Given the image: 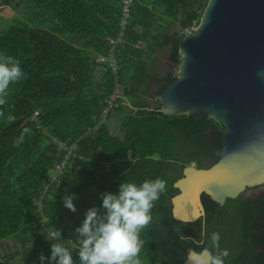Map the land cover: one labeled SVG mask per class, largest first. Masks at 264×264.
<instances>
[{
    "label": "trees",
    "instance_id": "16d2710c",
    "mask_svg": "<svg viewBox=\"0 0 264 264\" xmlns=\"http://www.w3.org/2000/svg\"><path fill=\"white\" fill-rule=\"evenodd\" d=\"M123 1L0 0L2 20L23 2L32 4L37 15L27 20L29 25L19 23L0 34V54L18 59L27 74L0 105V242L15 238L23 247L34 246L48 264L52 242L43 231L57 227L58 203L65 195H87L100 208L101 194L117 193L122 182L140 185L160 178L167 191L140 233L141 259L147 264H184L189 249L201 253L210 246L212 233H219V248L229 252L225 264H264L256 251L263 240L255 235L264 219V195L257 202L241 196L225 206L203 195L205 218L195 223L173 218L171 199L179 194L174 185L192 163L207 170L220 161L217 153L224 149L227 130L215 119L189 122L186 116L163 115L159 104L153 107L152 87L162 84L160 98L178 77L172 73L158 80L149 60L171 46V62L180 65L179 41L170 30L177 24L184 30L198 26L209 0H136L125 33L120 26ZM100 56L117 61L130 103L117 110L130 111L122 123L123 138L111 136L106 125L96 130L112 89L108 64L100 63ZM98 68L104 69L100 89ZM36 112L43 130L33 121ZM214 129L221 134L212 138L208 133ZM21 136L20 145L13 147ZM51 138L77 146L54 184L50 179L66 153ZM62 237L66 243L76 238ZM196 239L202 243H193ZM17 257L21 253L3 257L0 252V263Z\"/></svg>",
    "mask_w": 264,
    "mask_h": 264
},
{
    "label": "water",
    "instance_id": "95a60500",
    "mask_svg": "<svg viewBox=\"0 0 264 264\" xmlns=\"http://www.w3.org/2000/svg\"><path fill=\"white\" fill-rule=\"evenodd\" d=\"M171 33L180 71L157 101L160 112L215 119L227 130L220 161L207 170L192 163L174 185V220L195 223L206 216L203 195L225 206L264 186V0H209L198 26L177 24ZM198 254L207 264L208 254Z\"/></svg>",
    "mask_w": 264,
    "mask_h": 264
},
{
    "label": "clouds",
    "instance_id": "9594fccd",
    "mask_svg": "<svg viewBox=\"0 0 264 264\" xmlns=\"http://www.w3.org/2000/svg\"><path fill=\"white\" fill-rule=\"evenodd\" d=\"M26 79L27 74L18 59L0 54V105L6 103L10 87ZM22 139L21 136L15 140L13 147H18ZM166 191V181L156 178L140 185L122 182L117 193L101 194V207L86 211L81 226L75 229V242L68 239L65 243L61 231L55 228L44 232L46 241L52 242L48 264H76L73 251L77 252L79 264H141L143 241L140 233L152 222V209ZM74 199V194L63 197L64 206L73 213L77 211ZM181 239L191 238L182 236ZM219 239V233H212L210 246L203 250L208 254L207 264H225V258L229 256L226 249L219 248ZM193 243L199 245L202 241L196 239ZM211 249L216 250L215 254ZM200 255L189 249L188 261L205 264ZM39 258L44 264L45 257Z\"/></svg>",
    "mask_w": 264,
    "mask_h": 264
},
{
    "label": "rangeland",
    "instance_id": "374dc122",
    "mask_svg": "<svg viewBox=\"0 0 264 264\" xmlns=\"http://www.w3.org/2000/svg\"><path fill=\"white\" fill-rule=\"evenodd\" d=\"M33 12H35V9L32 6V4H28L26 2L21 3V7L14 8L11 11V13H12L11 14L12 17L10 16L11 18L9 17L8 19H5V20L0 19V34L4 35L11 28L16 27L17 24H19V23L20 24L24 23V24L29 25V21H27V20L30 18V20L33 21L37 17V15ZM34 25H36V27L41 28V29H48V28H46V26H43V25H42L43 27L39 26V24H34ZM193 27H195V26H193ZM171 30H170V33H171ZM169 53L171 55L170 50H168V53L166 54L168 57H169ZM167 60L168 59H166L165 61H167ZM159 62L160 61H158L157 63H159ZM171 65H172V68L174 67L173 73L175 75H177L180 71L178 68L179 65H176L175 63H172V62H171ZM166 70L167 69L165 66L163 71L165 72ZM96 73H98V72H96ZM177 77H178V75H177ZM156 78H158V77H156ZM161 86L162 85L159 84V85H154L152 87V90H151L150 95H149V99H150L149 101H150L151 105L156 104V102L158 101L159 98H157V97H158L159 89L161 88ZM116 113H118V112L117 111L113 112L111 114V116L113 114H116ZM128 114H129V111H124V113L122 112V113L116 114L113 117L119 124V123H122V122H120V120L124 119L125 116ZM119 131L120 132L114 134V135H116L115 137L116 138H123L124 135L122 132V127H120ZM259 190H264V188H261ZM257 192H258V190L256 188L250 189V190H247L242 195V197L244 199H249L254 193L256 194ZM74 204L77 208V211L75 213L68 210L64 206L63 202L58 203L59 216H58V224H57V227L55 229L60 230L62 234L65 233V234L72 235V236L76 237L75 229L77 228L78 221L81 218L85 217V213L89 208H92V207L98 208V202L96 200L88 197L87 195H80V196H77L76 199H74ZM44 232H47V230H44L43 234H44ZM0 243H1L0 244V252H1L3 257H10V256H13V254H15V253H21V257H17L12 261H9V262L3 263V264H39L40 258L38 256L37 251H36L34 246L29 245L27 247H23L15 238H10V239H7V240L2 241ZM143 256H144V253L141 251V253H140L141 264H147L143 259H141V258H143ZM73 259L76 262V264H79V261L76 260V251H73Z\"/></svg>",
    "mask_w": 264,
    "mask_h": 264
},
{
    "label": "built area",
    "instance_id": "2783aa9c",
    "mask_svg": "<svg viewBox=\"0 0 264 264\" xmlns=\"http://www.w3.org/2000/svg\"><path fill=\"white\" fill-rule=\"evenodd\" d=\"M136 0H124L123 1V11H122V22H120V26H122V31L125 33L127 27L129 26L130 19L132 17L133 7L135 6ZM124 33L122 34L124 36ZM123 39L119 38L117 42H122ZM98 61L100 63H107V70L110 71L111 75V83H112V89L108 96V98L105 101L104 108L100 114V119L98 123V127L96 130H98L100 127L105 126L113 112H116L120 106L123 105L124 102H126V91L125 87L120 83L119 81V67L117 64V61L114 57L105 58L100 56L98 58ZM106 70V69H105ZM158 105V102L156 104H152L153 107H156ZM39 116L40 113L36 112L34 114L33 121L35 122V125L38 130H43V127L39 123ZM51 143L58 147L59 150L65 151L66 155L64 157V160L61 164L56 168L54 171L53 176L50 179V183L54 184L58 182L59 176L63 173V171L66 169L68 162L70 161V158L75 150H77V146H66L63 142L51 138Z\"/></svg>",
    "mask_w": 264,
    "mask_h": 264
},
{
    "label": "crops",
    "instance_id": "0c3cea01",
    "mask_svg": "<svg viewBox=\"0 0 264 264\" xmlns=\"http://www.w3.org/2000/svg\"><path fill=\"white\" fill-rule=\"evenodd\" d=\"M172 35H174V34H172ZM171 48L172 47L169 46L168 49L166 48L163 51H158L152 57V59L149 60L150 63H151L152 72L156 75V77H158V80H162L163 78L167 77L168 74H172L173 73L174 67L172 68V65H171V59H170L171 55H170V53H169V57L166 55L168 53V50H170L171 51V54H172V49ZM166 59H168V60L165 61ZM158 61H160V62L157 63ZM165 66H166V69L167 70L164 72L163 69L165 68ZM96 72H98V73H96L97 78H98L97 79V87H98V89H100V88H102V84H103V82H102L103 81V78L102 77H103V74H104V69L103 68H98L96 70ZM128 104H130V103H129L128 100H126L124 106L126 107ZM116 114H119V113H116ZM116 114H113L109 118V120H108V122L106 124V128H107L109 134L111 136H113V137L116 136L114 134L120 132L119 130H120V127H122V123H123V120H124V119L120 120V122H122V123H119L118 124V122L113 117ZM57 213H58V216H59V212L58 211H57ZM38 253L39 252H37V254Z\"/></svg>",
    "mask_w": 264,
    "mask_h": 264
},
{
    "label": "flooded vegetation",
    "instance_id": "af4514ba",
    "mask_svg": "<svg viewBox=\"0 0 264 264\" xmlns=\"http://www.w3.org/2000/svg\"><path fill=\"white\" fill-rule=\"evenodd\" d=\"M215 132H219V135L221 134V131L215 130V129L209 131L208 134L211 135L212 138H215L214 137V135H215L214 133ZM216 161H217V159H212L211 163H215ZM261 188H264V186L256 188L258 190V192L256 194L254 193L248 200H251L253 202H257L259 199H261L263 197V195H264V190H259ZM257 230L255 232L256 237L259 236V238H261L263 241L258 245L256 251L259 254V256H263L264 257V219H263L262 223H259V227H258Z\"/></svg>",
    "mask_w": 264,
    "mask_h": 264
}]
</instances>
